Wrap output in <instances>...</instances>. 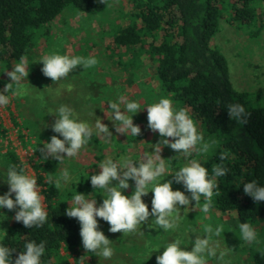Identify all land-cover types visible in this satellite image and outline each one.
<instances>
[{
    "label": "trees",
    "instance_id": "trees-1",
    "mask_svg": "<svg viewBox=\"0 0 264 264\" xmlns=\"http://www.w3.org/2000/svg\"><path fill=\"white\" fill-rule=\"evenodd\" d=\"M127 1L128 8L117 13L124 22L120 24L116 16L108 17L109 0H105L104 4L97 3V0H0V91H3L5 84L11 82L5 72L10 65L18 62L21 56L28 58L31 50L42 45L46 49L51 47L54 43L51 32L53 23L64 12H75L85 22L92 19L105 22L106 30L100 31L99 37H109L106 49L115 66L138 71L133 76H137L141 82L138 97L145 98L147 105L165 97L173 101V107L187 109L204 138L203 143L196 146V150L190 152L188 158L197 159L209 170L210 175L214 165L226 170L223 176H211L216 188L209 211L204 213V198L201 196L200 201L191 199L192 194L183 184L174 181V170L183 166L180 157L167 159L170 162V172L165 173V179L173 180L174 191L183 190L189 197L188 205L179 206L182 213L178 214L176 229L165 232L155 225V217L149 216L148 219L150 221L152 218V222L144 224H148L146 228L149 232L143 233V239L135 237V234L126 237L128 244L123 248L114 247L116 253H121L125 264H156V255L163 249L150 256L155 246L181 238L184 241L181 247L191 251L197 238L210 237V242L223 244V249H217L215 256L208 257L207 264L221 259V252L224 253L223 261L226 255H231L239 263L264 264V201L255 202L243 191L244 184L253 180L264 187V95L235 88L228 61L216 41L221 32L232 28L243 33L248 45L252 46L248 52L253 53V45L261 46L259 37L264 30V0ZM83 43L85 46H79L78 56L90 57L88 53L96 47V41L86 40ZM145 61H149L152 66L154 84L144 81L148 73ZM99 63L97 60L96 65L87 69L82 65L73 68L72 76L67 81L60 80L58 83L63 90H71L72 93L69 92L56 101L52 94H57V83L52 80L40 82L31 79L20 84L22 88L19 90L22 91L18 97H23L26 107L24 127L35 130L33 135L38 140L45 139L49 142L52 135H58L51 131L56 119L55 110L61 104L74 110L77 102L82 107V113L93 116L92 120H86L92 125L96 117L100 116L101 102H105L104 91L108 90L100 84L103 80L94 78L95 68ZM79 66L82 68L76 71ZM140 73H143L144 78H141L143 75ZM33 82L37 83L32 88L30 83ZM17 89L18 85L13 84L7 94L16 93ZM112 93V98L119 95ZM110 101L112 100L106 101L107 104ZM232 103L244 106L248 113L244 123H238L229 117L226 106ZM47 118H54V121L49 122ZM108 129L110 130V126ZM140 129L136 137L129 133L124 140L111 136L116 156L136 142L146 144L159 139L158 134L153 132L148 139L147 128L140 126ZM205 143L210 145L209 150L201 153L200 149ZM88 145L99 153V157L95 155V160H102V150L108 145L101 143L95 132ZM133 159L138 166L136 159ZM60 163L49 157L42 163L33 165L48 212L45 224L40 228L24 227L22 223L11 219L14 212L7 224L5 221L4 230L7 234L0 239V243L17 249L13 258L22 250L25 242L34 240L37 243L45 242L41 264H72L68 257H73V264H86L82 263L84 248L79 235V223L76 218L65 216L64 211L70 207L69 202L75 192L95 195L97 199L101 190H94L90 180H87L94 174L89 173L87 168L86 172L85 168L78 172L68 189L56 188L54 183L48 182V177L60 174ZM8 165L23 168L18 156L12 151L4 156L5 168ZM67 169L76 172L73 164H68ZM149 196H152L151 192ZM185 206L194 211L185 210ZM241 223L251 224L257 233L255 242L248 243L240 237ZM217 225L224 226L220 236L214 234ZM108 239L111 240L110 236ZM115 241H118V236ZM245 254L247 257L243 261L240 256Z\"/></svg>",
    "mask_w": 264,
    "mask_h": 264
},
{
    "label": "clouds",
    "instance_id": "clouds-1",
    "mask_svg": "<svg viewBox=\"0 0 264 264\" xmlns=\"http://www.w3.org/2000/svg\"><path fill=\"white\" fill-rule=\"evenodd\" d=\"M97 3L104 4L105 0H97ZM35 62L43 64L40 69L43 76L56 82L66 77L77 65H82L85 69L96 65L97 59L91 56L61 55L53 51L39 57ZM29 66L27 59L21 56L11 71H5L11 82L5 84L3 91H0V106L9 103L7 92L14 83L18 85V90L22 88L19 82L29 75ZM140 101L130 99L126 94H119L114 101L109 102L108 108L112 117L118 122L114 131L117 134L130 133L136 137L141 129L134 125L133 116L146 108L147 126L159 136L158 141L152 145L154 151L151 154L145 153L144 162L138 163V166L127 155H121L118 159L111 156L105 158L99 164L100 171L87 179L94 190H102V202L98 204L95 195L75 192L69 202L70 207L64 211L65 216L76 218L79 223L81 244L86 252L104 259L113 256V247L112 242L100 229L98 218L110 225L109 232L123 230L125 235L138 229L141 222L146 221L150 215L155 217V225L165 232L176 229L179 206L188 205L189 197L180 190L174 191L173 180L165 179L170 162L161 156V150L166 146L187 157L191 154L190 150L204 139L189 111L183 107L174 108L171 99L161 97L146 107H143ZM226 107L231 119L238 123L245 122L248 113L242 104L232 103ZM55 115L51 131L58 135H52L49 142L40 141L41 146H37L42 160L52 157L56 161L64 162L67 158L76 157L81 149L88 145L94 131L96 134H112L100 117H96L93 127L89 122L79 119L72 108L63 104L55 110ZM168 138H172L171 141ZM209 147V144H203L201 153H207ZM61 153L65 155L62 156ZM225 171L214 165L210 175L202 163L192 159L175 169L173 176L176 183H182L192 194L191 199L200 201L201 196L204 198L202 211L207 213L216 188L211 176H223ZM75 179L76 177L64 168L58 176H49L48 182L54 183L56 188L64 189ZM129 180L134 181V190L126 195L124 190L129 188ZM0 182L7 185V191L0 194V222L8 218L3 211L7 209L15 213L11 219L22 223L24 227H42L48 212L35 175L27 173L23 168L17 169L15 165H8L5 170H0ZM243 191L255 202L264 201V187L259 186L255 180L245 183ZM149 192L152 194L151 213L149 205L142 200ZM223 229V225H217L214 234L220 236ZM5 234L6 230L0 229V239ZM239 234L245 242L253 243L257 240V233L249 223L239 224ZM183 243L181 238L164 242L155 246L150 256L153 252L163 249L156 255V264H207L208 257L215 256L219 247L217 241L210 243V237L197 238L191 251L184 250L181 247ZM16 252V248L0 243V264H41L45 242L29 240L13 258V253ZM223 256L224 253L221 252L220 258Z\"/></svg>",
    "mask_w": 264,
    "mask_h": 264
},
{
    "label": "rangeland",
    "instance_id": "rangeland-1",
    "mask_svg": "<svg viewBox=\"0 0 264 264\" xmlns=\"http://www.w3.org/2000/svg\"><path fill=\"white\" fill-rule=\"evenodd\" d=\"M128 1L127 0H109V14L108 17H114L116 16L117 22L120 24H124L123 19L119 18V15L117 14L119 11H124L128 8ZM120 13V12H119ZM87 23V25H85ZM54 28L52 27V38H53V44L50 45L51 47L45 48L43 45L37 49H33L29 52L27 61L29 62V75L27 77H24L19 84H25L26 82L30 81L31 79L39 80L40 82H45L47 80H51V78L43 76L41 72V68L43 67L42 63L35 62L39 59V57L49 53L53 52L54 49L58 54L64 55H70V56H78L80 54V45L83 44L85 46L86 40H93L96 41L95 45L96 47L92 48L91 51H89V56L95 57L97 60L100 61V63L95 68V75L94 78H98L101 81V85L106 86L108 90L104 91L105 95V102H101V113L100 118L102 119V122L106 124L107 126H110L108 133H100L96 134L97 138L100 140V142L106 143L108 146L105 147L102 150L103 158L100 161L95 160V155L98 156V152L95 150V148H91L89 145L84 146L80 153L74 157V158H68V161L61 162L60 163V174L63 171L64 168H67L68 164H73L75 166V171H72V169H69V174L77 177L76 175L78 172L83 171L85 168L88 169L89 173H98L100 171L99 164L102 162L105 158L111 156L113 159H118L121 155H127L130 158H135L138 163L144 162V156L145 153L151 154L154 149L152 147L153 144H155L158 140L152 141L150 143L143 144L144 142H140L136 144H133L130 148H128L124 153H120L119 156H116L117 152L114 150V147L111 145V136L114 135L116 139L118 140H124L125 135L129 133L124 134H117L114 131V128L118 125L114 118L112 117L111 111H108V104L106 101L112 100L114 101L116 98H112V92L116 94H126L129 96L130 99H136L141 100L140 103L143 104V107H146L147 104L145 103V98L138 97V94L140 93V87L141 82L137 78H134V75L138 74L137 70L129 71L125 70L123 68H119L113 64L111 61V58L109 56V51L107 48V45L109 43V37H102L100 39V31L106 30V23L99 22L97 20H89L85 22L84 20L80 19V15L77 13L72 12H64L62 15L58 16L56 20L54 21ZM229 27V26H228ZM227 27V28H228ZM75 31V32H74ZM217 43H219V47L221 49V52L224 54L228 61L229 65V71L230 76L232 77V83L234 84L235 88L241 91H254L259 92L264 95V30L262 31L261 36L259 37V43L261 46H255L253 45V53L248 52L250 47L248 45V42L241 32H237L232 28H228L227 31L221 32L219 37L216 38ZM45 48V49H44ZM147 66L146 71L147 77L144 79V81H150L151 84H154V81L152 80V73L153 69L150 65L149 61L144 62ZM14 64L10 65L9 68H7V71H11ZM82 67L79 66L76 71H79ZM142 70V69H141ZM74 71L71 70L68 75L64 78H61L60 80L67 81L70 76H72V73ZM136 73V74H135ZM140 75H143V73H140ZM144 78V75L143 77ZM59 81H56L57 85V94H52L54 101L58 99L59 97L62 98V96H67L68 93H72L71 90H63L62 87L58 84ZM143 80V79H142ZM37 82L30 83V87H35ZM67 83V82H66ZM15 84V83H14ZM17 85V84H15ZM49 85V84H48ZM29 87V89H30ZM50 87V86H49ZM111 87V90H110ZM36 91L37 89H33ZM22 90H18L17 92H10L7 95L9 96V103L7 105L0 106V170H5L4 166V156L7 155L9 151H12L18 156L19 162L22 165L23 169L27 171V173L31 175H35V171L33 169V165L35 163H42L46 159H41V153L37 151V146L40 147V141L46 142L45 139L38 140V138H35L33 133H35V130L26 129L24 127V112L26 111L25 107V101L23 97H18L19 92ZM30 91V90H29ZM38 92V91H37ZM100 92H103V89H100ZM35 93V92H33ZM53 93V92H52ZM77 99L78 95L76 94ZM114 99V100H113ZM155 102V101H154ZM175 108V107H174ZM121 111H123V108H121ZM74 114L77 115V117L81 120H89L93 118V116H89V113H82V107L77 102L75 103L74 107ZM140 119V120H139ZM47 121L53 122L54 118H47ZM133 123L134 125L144 126L147 128V138L150 139L152 136V131L147 126V110L142 109L140 112L135 114L133 116ZM94 127V122L92 123ZM198 127V125H197ZM198 131L199 127H198ZM95 132V131H94ZM158 134V133H157ZM170 141L172 138H168ZM203 141L198 143L196 146H200ZM194 147L190 150V152H194L197 147ZM67 147V146H66ZM60 155H65L61 153ZM161 156L167 160L175 157H180V160L184 163L191 160L190 158L179 155L174 150L169 149L168 147L164 146L161 150ZM49 158V157H48ZM74 160V161H72ZM134 160V159H133ZM75 164H74V163ZM170 171H168L169 173ZM36 177V176H35ZM115 183V182H113ZM129 188L124 190V193L130 194L134 190V181L129 180ZM68 189V188H67ZM40 190V188H39ZM66 190V188L62 189ZM7 191V185L3 182H0V194H3ZM183 192V190H181ZM102 195V190L97 197V203L99 204L102 202L100 197ZM151 198L152 196L146 195L142 197V200L149 205V212L151 213ZM180 209V208H179ZM189 209L190 211H194L193 208H189V206H185V210ZM184 210V212H185ZM5 215L8 217L4 221L0 222V229H5V221L6 224L8 223V219L10 215L14 211H9L7 209L3 210ZM182 210L180 209V213ZM151 216V215H150ZM149 218V217H148ZM146 219V221L141 222L140 226L136 230H132L129 232V234H124L123 230L118 231L116 233H111L108 231L110 228V225L107 224V222L103 221L102 219L98 218V224L100 226V229L103 231L104 235L108 238L110 236V241L112 242L113 247V256L110 259H104L102 257H99L93 253L86 252L85 249L82 250V257L83 261L82 263H90L93 262L95 264H125L124 258L121 257V253H116L117 251L114 249V247L117 248H123L126 247L125 245L128 244V239L126 237H129L133 234L134 236L143 239V233L146 234L149 232L147 230V226H144L145 223L152 222V218L149 221V219ZM152 234V233H151ZM115 236V237H114ZM118 236V241H115V238ZM138 239V240H139ZM137 243V242H136ZM211 243V242H210ZM122 245V246H120ZM217 249H223V244L219 243V247ZM64 254L63 252H61ZM227 254V253H225ZM226 259L223 261L222 259H216L214 263L217 264H248L247 262H236L231 255H226ZM247 255L240 256L241 260L245 261ZM68 260L70 263H74L73 257H68ZM213 263V264H214Z\"/></svg>",
    "mask_w": 264,
    "mask_h": 264
}]
</instances>
